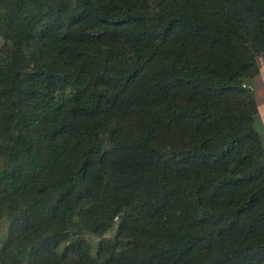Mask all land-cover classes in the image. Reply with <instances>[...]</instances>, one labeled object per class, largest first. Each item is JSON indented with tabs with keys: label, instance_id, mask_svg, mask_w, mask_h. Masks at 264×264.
<instances>
[{
	"label": "trees",
	"instance_id": "trees-1",
	"mask_svg": "<svg viewBox=\"0 0 264 264\" xmlns=\"http://www.w3.org/2000/svg\"><path fill=\"white\" fill-rule=\"evenodd\" d=\"M259 56L264 0H0V264H264Z\"/></svg>",
	"mask_w": 264,
	"mask_h": 264
},
{
	"label": "crops",
	"instance_id": "crops-1",
	"mask_svg": "<svg viewBox=\"0 0 264 264\" xmlns=\"http://www.w3.org/2000/svg\"><path fill=\"white\" fill-rule=\"evenodd\" d=\"M261 59V58H260ZM263 63L259 67V74L254 81L250 82L254 86L256 101L258 105V113L255 120V127L264 139V56L262 57Z\"/></svg>",
	"mask_w": 264,
	"mask_h": 264
},
{
	"label": "rangeland",
	"instance_id": "rangeland-1",
	"mask_svg": "<svg viewBox=\"0 0 264 264\" xmlns=\"http://www.w3.org/2000/svg\"><path fill=\"white\" fill-rule=\"evenodd\" d=\"M262 57L263 56H259L256 59L257 63H259L260 65L263 63ZM7 226H8V220L7 219H3V220L0 221V243L4 240V238L7 235ZM89 239L92 242H96L97 241V237H95V236H89Z\"/></svg>",
	"mask_w": 264,
	"mask_h": 264
},
{
	"label": "built area",
	"instance_id": "built-area-1",
	"mask_svg": "<svg viewBox=\"0 0 264 264\" xmlns=\"http://www.w3.org/2000/svg\"><path fill=\"white\" fill-rule=\"evenodd\" d=\"M245 86V85H244ZM248 87L251 89V90H254V86L252 85H248Z\"/></svg>",
	"mask_w": 264,
	"mask_h": 264
}]
</instances>
